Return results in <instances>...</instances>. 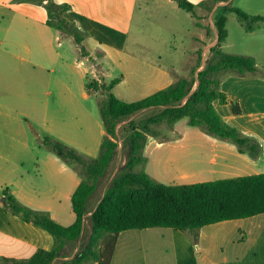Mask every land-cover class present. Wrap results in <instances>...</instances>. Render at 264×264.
<instances>
[{"label": "crops", "instance_id": "0c3cea01", "mask_svg": "<svg viewBox=\"0 0 264 264\" xmlns=\"http://www.w3.org/2000/svg\"><path fill=\"white\" fill-rule=\"evenodd\" d=\"M62 1L70 6L64 18L85 35L82 45L88 56L81 55L72 38L59 37L47 24L44 4L0 0V264H24L36 252L52 251L55 245L51 234L24 221L7 206L8 196L32 210L49 213L63 226H70L76 220L72 197L82 177L72 165L50 151L44 140L59 141L89 158L99 156L106 132L100 112L95 113L89 104L92 96L98 103L101 101L98 97L101 91L87 88L89 74L93 75L92 81L100 83L119 79L118 83L124 85L133 80L146 96L168 88L175 81L174 67L164 68L146 61L143 70L128 62L131 57L124 56L127 34L123 28L87 14L75 7L73 0ZM104 1L116 8L121 0ZM136 1L122 0L127 5ZM82 20L119 33L122 46L97 38L94 25L83 29ZM188 35L193 41L194 33ZM92 57H96V64L104 70V78L99 79L86 63ZM115 69L123 77L109 79L108 71ZM74 71L78 76L76 83L72 77ZM242 80L244 90L237 99L253 118L252 124L249 127L236 124V118L245 113L236 115L227 107H233L236 98L233 100L221 90L229 102L217 101L223 109H218L216 102L215 108L227 124L261 145L260 156L252 158L231 141L189 126L188 119L180 120L162 136H147L142 152L146 153V172L153 179L166 185H182L264 174V109H261L264 78L248 75ZM96 207L88 209L83 233L88 230L90 234L88 222ZM126 232L134 240L136 252H141L149 264H264V214L222 221L194 231L156 227ZM138 241L143 242V248ZM71 244L65 246L53 264L69 261L65 250L73 247Z\"/></svg>", "mask_w": 264, "mask_h": 264}, {"label": "trees", "instance_id": "16d2710c", "mask_svg": "<svg viewBox=\"0 0 264 264\" xmlns=\"http://www.w3.org/2000/svg\"><path fill=\"white\" fill-rule=\"evenodd\" d=\"M26 1L43 4L40 0ZM175 1L181 9L197 18L194 3L190 0ZM45 7L48 12L47 24L56 32L57 29L64 30L65 36L62 38H72L81 55L88 56V51L82 45L85 35L74 23L63 17L70 6L67 3L58 5L49 0ZM229 11L237 12L244 20L249 19L246 13L235 8ZM253 20L257 22L264 20V17H254ZM215 25L218 44L211 47L207 65L200 71L202 64L201 56L199 57L190 79L179 77L168 88L133 103L122 101L112 93L119 79L109 83L97 80L87 83L88 90L94 88L104 95L99 103V111L106 136L99 156L89 158L59 141L51 138L44 140L45 146L72 165L81 177L83 172L88 175L86 180L82 177L72 197L75 222L70 226H63L53 220L49 213L32 210L14 197H7V206L16 215L47 231L55 241L52 251L40 250L24 264H53L68 243L76 242L82 237L85 216L89 213V201L96 190L97 181L104 176L114 160L119 146L117 128L126 120L129 122L122 128L129 148L125 170L115 178L92 212L87 244L71 264H111L118 236L128 230L161 227L194 231L222 221L264 214V174L197 184L166 185L155 181L144 171H134L137 165L144 163L142 151L147 136L153 134L150 126L164 122L173 125L184 118L188 119L191 127H200L209 135L231 141L240 152L247 153L252 158L260 156L261 145L227 124L217 112L215 102H229L228 97L220 91V83L224 77L236 74L241 77L254 75L264 78V71L258 68L256 60L251 56L224 53L220 45L227 37L226 16H218ZM232 105L234 113L239 115V104ZM151 108L159 111L145 119H131L135 114ZM103 242L104 247L101 246Z\"/></svg>", "mask_w": 264, "mask_h": 264}, {"label": "rangeland", "instance_id": "374dc122", "mask_svg": "<svg viewBox=\"0 0 264 264\" xmlns=\"http://www.w3.org/2000/svg\"><path fill=\"white\" fill-rule=\"evenodd\" d=\"M44 5H47L49 0H40ZM58 5L66 4L62 0H52ZM197 18L191 13L186 12L178 6L175 0H137L135 4L132 2L127 5L120 1L119 5L114 8L112 4L104 3V0L85 1L73 0V5L83 10L87 14L96 16L109 23L116 24L126 31L127 46L124 56H129L128 62H131L133 67L145 69V63L153 62L157 66L164 68H175L174 80L179 77L191 78V71L198 62L201 56L202 70L208 62L211 47L218 44V31L215 25L216 18L221 15L226 16V40L221 43L220 49L230 55L251 56L256 60L257 66L264 70V20L254 21V17H264V0H196ZM173 3V4H170ZM175 5V6H174ZM227 8V9H225ZM235 8L249 16L248 20L239 17L237 12L229 11ZM120 14V16L118 15ZM64 17V15H63ZM189 17H192L190 19ZM66 19V18H65ZM128 20V23H127ZM83 29L91 27L92 22L82 20ZM54 23L56 21L54 20ZM125 23V24H124ZM196 25V27L194 26ZM94 35L110 44L117 47L122 46L123 40L117 32L108 30L104 27L94 25ZM80 28V27H79ZM59 37H64V30L57 29ZM194 33L193 41L188 34ZM197 34V35H195ZM108 35V37H107ZM200 37V38H198ZM68 51V46H66ZM97 53L95 56L97 57ZM96 57H92L86 63L92 68L99 79L104 78L101 66L96 64ZM125 59L121 60L124 62ZM93 66V67H92ZM108 78H122L123 74L118 69L108 71ZM74 83L78 78L74 71ZM90 81L93 78L89 74ZM243 77L236 74H231L224 77L220 83V90L228 93L233 100L240 106V115L236 118V124L249 127L253 118L248 116L244 105L237 98L242 96V80ZM139 84L136 82L127 81L126 84L118 83L112 91L113 94L120 100L127 103L137 102L148 96L139 89ZM94 91V90H92ZM101 100L104 98L102 91L98 96ZM101 102V101H100ZM90 106L95 113L99 114V103L95 96H92L89 101ZM218 109H223L216 101ZM226 107V106H225ZM233 111V107L228 105ZM261 109H264L262 107ZM159 109H149L135 114L131 119L141 120L157 113ZM187 121V118L182 119ZM181 120V121H182ZM182 121V122H183ZM129 122L126 120L121 122L118 128V146L116 155L111 165L107 169L103 177L97 181L96 190L92 195L88 204V209L93 210L107 190L111 187L115 178L125 170V165L128 159V145L125 142L123 127ZM181 122V123H182ZM153 131V136H162L163 132L174 128L173 125H168L166 122L150 126ZM235 127V126H233ZM236 128V127H235ZM239 130V129H238ZM143 158L146 153L142 152ZM145 162V159H144ZM80 167V166H79ZM134 171L146 172L145 163L139 164ZM147 173V172H146ZM83 179H88L87 173L83 172ZM152 178V177H151ZM155 180V179H154ZM92 181V180H91ZM156 181V180H155ZM90 224V221L88 222ZM88 230L85 231L81 240L73 242V247L66 248L65 252L69 254L68 264L76 257L88 241ZM80 241V242H79ZM80 243L79 248L76 246ZM141 248L143 242L138 241ZM134 240H130L128 232L120 234L118 249L115 254L112 264H149L145 257L136 252ZM105 242L101 243L104 247ZM137 246L136 248H138ZM151 257V256H150ZM55 264H61L56 262ZM84 264H93L86 262Z\"/></svg>", "mask_w": 264, "mask_h": 264}]
</instances>
